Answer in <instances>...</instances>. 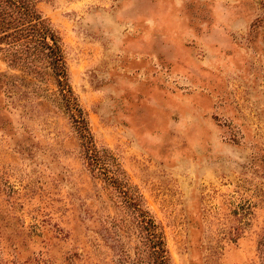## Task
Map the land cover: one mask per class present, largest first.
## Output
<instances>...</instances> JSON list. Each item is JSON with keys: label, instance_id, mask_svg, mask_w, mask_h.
<instances>
[{"label": "rangeland", "instance_id": "1", "mask_svg": "<svg viewBox=\"0 0 264 264\" xmlns=\"http://www.w3.org/2000/svg\"><path fill=\"white\" fill-rule=\"evenodd\" d=\"M37 6L75 108L50 69L0 53V264H140L144 235L88 167L84 120L169 264H264V0Z\"/></svg>", "mask_w": 264, "mask_h": 264}, {"label": "trees", "instance_id": "2", "mask_svg": "<svg viewBox=\"0 0 264 264\" xmlns=\"http://www.w3.org/2000/svg\"><path fill=\"white\" fill-rule=\"evenodd\" d=\"M37 3L38 0H0V53L6 55L9 65L22 67L41 78H45V70L50 69L69 108L73 109L74 97L63 39ZM82 124L80 133L88 167L121 198L140 225L145 244L137 248L138 261L140 264H169L162 240L152 235L155 225L148 211L141 207L140 198L132 192L127 181L117 174L119 168L115 157L108 149L96 144L85 120ZM142 247H148V261Z\"/></svg>", "mask_w": 264, "mask_h": 264}]
</instances>
